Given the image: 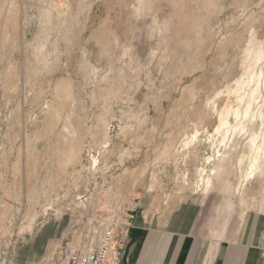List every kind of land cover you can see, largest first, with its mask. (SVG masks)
Returning <instances> with one entry per match:
<instances>
[{"label": "rangeland", "instance_id": "rangeland-1", "mask_svg": "<svg viewBox=\"0 0 264 264\" xmlns=\"http://www.w3.org/2000/svg\"><path fill=\"white\" fill-rule=\"evenodd\" d=\"M144 195L264 216V0H0V264Z\"/></svg>", "mask_w": 264, "mask_h": 264}, {"label": "crops", "instance_id": "crops-1", "mask_svg": "<svg viewBox=\"0 0 264 264\" xmlns=\"http://www.w3.org/2000/svg\"><path fill=\"white\" fill-rule=\"evenodd\" d=\"M202 214L196 198L166 205L144 195L120 264H264V216L249 211L220 238Z\"/></svg>", "mask_w": 264, "mask_h": 264}, {"label": "built area", "instance_id": "built-area-1", "mask_svg": "<svg viewBox=\"0 0 264 264\" xmlns=\"http://www.w3.org/2000/svg\"><path fill=\"white\" fill-rule=\"evenodd\" d=\"M51 1L62 3L68 0ZM136 211L137 206L124 211L122 222L105 226L95 241H91L88 246H83L80 241H76L77 239H72L70 245L60 250L58 264H120Z\"/></svg>", "mask_w": 264, "mask_h": 264}]
</instances>
